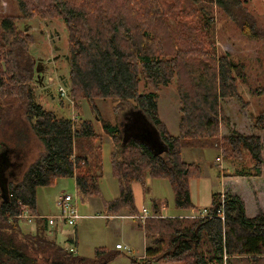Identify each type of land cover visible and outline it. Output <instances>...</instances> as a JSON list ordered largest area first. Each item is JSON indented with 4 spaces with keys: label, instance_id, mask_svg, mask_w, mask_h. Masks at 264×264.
<instances>
[{
    "label": "trees",
    "instance_id": "16d2710c",
    "mask_svg": "<svg viewBox=\"0 0 264 264\" xmlns=\"http://www.w3.org/2000/svg\"><path fill=\"white\" fill-rule=\"evenodd\" d=\"M15 1L24 18L57 16L64 21L72 95L86 99L92 110L94 98L117 100L121 110L133 102L129 110L151 120L165 149L156 152L135 138L125 139L119 125L101 120L113 145L111 171L119 188L116 197L105 200L99 184L101 145L93 144L98 134L92 121L78 117L75 123L34 101L29 86L34 74L29 39L13 17L2 16L0 122L12 101L25 99L30 128L45 153L19 180L7 185V198L0 196V264H107L121 252L97 247L93 257L74 254L47 236L43 218H35L34 232L24 233L17 218L22 206L39 216L36 188L58 177H73L81 198L98 196L108 214L126 210L134 215L138 211L131 184L140 183L146 191V178L153 177L168 180L176 209L192 208L189 180L201 175V166L183 161L181 149L205 148L200 139L219 136L221 123H228L222 99L233 98L241 105L247 102L238 90V80L246 81L244 66L218 52L212 9H220L248 38L264 40V27L245 8V0ZM172 79L180 103L177 134L168 131L158 112L159 88ZM141 81L152 90L142 91ZM249 90L251 96L260 97L264 85ZM253 125L264 131V109ZM228 131L221 137L222 155L229 160L246 151L253 160L251 167L243 166L234 175H261L264 137ZM159 207L151 200L153 212H160ZM207 209L204 217H149L143 224L138 222L149 239L141 264H264V211L247 216L244 201L227 191L223 198L214 193ZM136 262L131 259V264Z\"/></svg>",
    "mask_w": 264,
    "mask_h": 264
},
{
    "label": "rangeland",
    "instance_id": "374dc122",
    "mask_svg": "<svg viewBox=\"0 0 264 264\" xmlns=\"http://www.w3.org/2000/svg\"><path fill=\"white\" fill-rule=\"evenodd\" d=\"M243 5L264 27V0H245ZM211 15L214 40L218 52L227 53L232 61L242 63L244 66L246 81L238 80V90L242 98L247 102L241 105L233 98L222 99L221 110L228 123H221L219 136L216 139H200V142H203L201 145H204L205 148L197 145V147L186 146L181 149L183 161L195 162L201 166L202 178L198 177L200 178L199 183L203 185L204 190H207L204 192L200 185L199 193L194 182L196 177L190 178V180L194 195L206 203L210 202L211 193L221 188L220 183L216 180L217 176L222 174L224 177L235 176L234 172L236 170L241 169L243 166L251 167L253 164V160L246 151L242 152L241 157L226 159L221 151V137L229 129L243 134L262 133V131L254 127L253 123L255 116L264 109V94L260 97L251 96L249 90L250 87L255 88L264 85V40H254L242 34L239 27L216 6L213 7ZM2 16L14 18L17 28L27 34L29 50L34 48L38 51L37 57L46 60L56 54L59 56L58 60L50 62L52 67L49 68V80L46 83L48 87H45L46 84L43 83L44 80L42 82V79H40L41 83H38L34 72L29 83L34 94L33 99L45 109L53 111L57 116L69 117L75 123H77L78 117L92 121L98 134L93 139V144L96 146L101 145L100 193L105 200L116 197L119 188L116 178L112 175L110 163V153L113 145L109 136L101 128V120L119 125L125 139L135 138L150 145L160 146L161 141L157 128L144 113L139 111L130 112L131 120L128 122V126H126L127 123L124 126L122 125V122L126 121L124 115L126 112L131 111L129 107L133 105V102L126 103L123 106L126 110H121L117 100L112 98H94L92 102L95 105V109L92 110L93 108L91 109L90 107L91 103L89 104L86 99L72 95L70 92L69 67L66 60V56H69L68 30L60 17L42 18L33 15L29 18H24L18 10L15 0H0V18ZM54 28L58 31V36L54 34ZM50 33H53V39L49 37ZM55 48H58V51ZM32 57L34 58L33 55ZM53 66L54 68L57 67L58 70H55ZM65 79L68 80L67 84L63 85L65 87V96H60L58 88ZM140 88L142 91L152 90L150 87L144 86V81L140 82ZM176 88V82L172 79L166 86L159 88L158 98L159 116L172 134L178 133L180 103ZM3 114L4 117H2L0 122V164L3 163L2 178L3 180L5 179L6 185H8L10 182H15L21 178L24 172L45 153V147L30 128L25 99L12 101L10 108L6 109ZM262 158L264 159L263 155ZM263 168L264 165L262 166ZM259 176L250 179L245 178L243 184L238 186L240 192L243 195H249L252 199H255L259 193L264 196V193L257 192L256 189L257 186L264 185V173L262 174L261 171ZM147 178L150 179V183L146 182L149 190L146 194H143L144 196L139 195L136 201L137 207L140 208L144 204V207L149 211L151 208L149 198L155 197L167 200L168 208L166 213H187L173 207V192L168 180L164 178ZM138 184L141 186L140 183ZM240 192L238 193L241 194ZM60 194H70L76 200L79 214L84 215L74 225H67L62 222L63 237L65 238L67 235L76 237L79 245V255L93 257L95 248L107 247L115 249V243L118 242L122 245H128L130 251L119 250L121 253L107 264H131L132 258L137 261L136 264H141L146 259L145 257L144 259H139L143 249L140 236L142 230L138 226V222L133 219L105 218L108 213L99 198L94 196L82 199L77 192L73 177H58L50 185L38 186L36 188L37 209L46 215L58 214L60 209L56 204V200ZM262 202L256 205L257 201L253 200L251 205L247 204L249 215L255 214L261 209V206H264V197ZM254 205L255 209L252 208ZM122 212L127 213L126 210H122ZM100 214L104 217L98 216ZM24 220L19 221L21 230L24 233L34 232L35 222L29 223ZM133 230H136L135 235L132 234ZM147 240L149 241V239ZM61 243L63 246L68 245V242L65 241H61ZM157 262L154 263L182 264L175 261Z\"/></svg>",
    "mask_w": 264,
    "mask_h": 264
},
{
    "label": "crops",
    "instance_id": "0c3cea01",
    "mask_svg": "<svg viewBox=\"0 0 264 264\" xmlns=\"http://www.w3.org/2000/svg\"><path fill=\"white\" fill-rule=\"evenodd\" d=\"M229 132V131H228ZM226 133V132H225ZM224 133V134H225ZM251 134V133H250ZM257 134H259L262 138L264 137V131H262V133H257ZM262 155H263V157H264V147H263V150H262ZM185 161V160H184ZM264 173V168L262 169V174ZM202 174V173H201ZM222 174V173H221ZM200 177H201V175H200ZM252 177H256V176H231V175H229V176H223V174L221 175V176H217L216 177V180L220 183V185H221V188H219L218 190H216L214 193H216V192H219V193H222V192H225V191H227V192H230V193H232V194H236V195H238L243 201H244V204H245V213H246V215L247 216H253V215H255L256 213H258L260 210H262V209H264V206H261V209L258 211V212H256L255 214H251V215H249V213H248V211H247V209H248V207H247V204L248 205H251L252 203H253V200H256L257 201V203H256V205L258 204V203H260V202H262V198L264 197V196H262L260 193L258 194V195H256V197H255V199H252L251 197H249V195L247 196V195H243L241 192H240V188L238 187L239 185H241V184H243V182H244V179L246 178V179H250V178H252ZM259 177H261V176H259ZM202 178V177H201ZM200 178H195L194 179V182H195V187L197 188V190H198V192L200 193V185H201V183H199L200 181ZM146 182L147 183H150V179H148V178H146ZM212 182V181H211ZM203 184V183H202ZM210 184H213V183H210ZM76 186V185H75ZM147 186V185H146ZM202 186V188H203V191L205 192L206 190H204V187H203V185H201ZM189 187H190V193H191V201H192V203H193V207L192 208H187V209H181V210H179V211H184V212H187V213H185V214H176V213H174V214H168V213H166V211H167V208H168V204H167V200H161V199H158V198H152V197H150L149 198V200H150V202H151V200H156V202L157 203H159L160 204V212H158L160 215H162L163 217H175V216H180V217H189V215H191V214H194V213H196V212H198L200 209H202V208H207L210 204H211V199H210V202L209 203H206L205 201H203V200H200L199 199V197L198 196H195L194 195V191H193V188H192V182H191V180H189ZM131 188H132V192H133V196H134V204H135V207L137 208V213H139L140 211H141V209L144 207V204L142 205V207H137V205H136V201H137V198L139 197V195H143L144 193L146 194L147 192H148V186H147V189H146V191H143V188H142V186H140L137 182H134V183H132L131 184ZM141 188V189H140ZM172 189V188H171ZM256 189H257V192H262V193H264V185H259V186H257L256 187ZM242 191V190H241ZM173 192V191H172ZM238 192H240L241 194H239ZM214 193H211V198H212V195L214 194ZM144 196V195H143ZM90 198L91 197H94V196H89ZM98 197V196H97ZM84 198H87V197H84ZM99 198V200H100V202H101V204H102V200H101V198L100 197H98ZM246 200H245V199ZM83 199V198H82ZM164 201H166V204H164ZM98 203V202H97ZM263 203V202H262ZM259 205V204H258ZM102 206H103V204H102ZM104 207V206H103ZM174 207V206H173ZM255 207V205L254 206H252V208L253 209H255L254 208ZM37 208V207H36ZM175 208V207H174ZM176 209V208H175ZM150 211H152L151 210V208L149 209ZM262 211H264V210H262ZM36 212H37V215H39V216H41V217H43V219L44 220H46V217H49V216H52V215H46V214H44L43 212H41L39 209H37L36 210ZM153 212V211H152ZM136 213V214H137ZM101 215V214H100ZM107 215V214H106ZM105 215V218H108V217H111L112 219H115V218H124V219H133V220H135L136 222H139L137 219H135V218H133L132 217V215L131 214H129L128 212L127 213H124V212H122V211H120V212H118L117 214H114V215H110V214H108L107 216ZM102 217H103V215H101ZM113 216H115V217H113ZM81 219V218H80ZM64 225V224H63ZM142 230V229H141ZM35 231V230H34ZM135 232H136V230H133L132 231V234L133 235H135ZM46 234H47V236L49 237V238H51V239H53V240H55L59 245H61V246H63L62 245V243H61V241H65V242H68V245L67 246H63V247H65V248H67V247H69L71 244L75 247V249H76V252H75V254H78V251H79V245H78V242H77V239H76V237H74V236H71V235H67L65 238L63 237V229H62V222L61 221H55V223L53 224V225H49V224H47L46 223ZM140 236H141V238H142V249H143V253L139 256V259H144V257H145V248H146V246H147V244H148V240H147V238H146V236H145V234H144V232L143 231H141L140 232ZM59 239V240H58ZM116 243H118V242H116ZM115 243V244H116ZM128 246V245H127ZM115 247V246H114ZM129 247V246H128ZM117 250H119V249H117ZM157 263H160V262H157ZM153 264H156V263H154L153 262Z\"/></svg>",
    "mask_w": 264,
    "mask_h": 264
},
{
    "label": "built area",
    "instance_id": "2783aa9c",
    "mask_svg": "<svg viewBox=\"0 0 264 264\" xmlns=\"http://www.w3.org/2000/svg\"><path fill=\"white\" fill-rule=\"evenodd\" d=\"M58 93L60 94V96H65V87L63 85H61L58 88ZM220 195L221 198H223L224 193L222 192L220 193ZM56 204L59 207L60 212L56 215L46 217L47 224L49 225H53L55 221H61L67 225H74L78 219L84 217V215L79 214L77 210L76 200L70 194H60L57 197ZM208 214H209L208 209L202 208L198 212L189 215V217H204ZM36 217L43 218L41 216H36L32 214L27 206H22L21 213L17 216L19 221L25 219L29 223L33 221L35 222ZM132 217L137 219L141 224H143L145 220L149 217H163V216L160 215L158 212H152L150 210L148 211V209L143 207L139 213L132 215ZM115 248L119 250L130 251V248L127 245H122L121 243H116ZM66 249L74 254L76 252V249L72 244Z\"/></svg>",
    "mask_w": 264,
    "mask_h": 264
},
{
    "label": "water",
    "instance_id": "95a60500",
    "mask_svg": "<svg viewBox=\"0 0 264 264\" xmlns=\"http://www.w3.org/2000/svg\"><path fill=\"white\" fill-rule=\"evenodd\" d=\"M53 32L58 36V31L54 28V30H53ZM49 37L50 38H52V34L51 35H49ZM56 50H58V48H55ZM29 52L34 56V57H37V55H38V51L36 50V49H34V48H31L30 50H29ZM58 56H56V57H53L52 59L51 58H49V59H47V61H51V60H53V59H56ZM66 60L68 61V56H66ZM33 61H35V59H33ZM42 62V58L41 57H37V63H36V65H35V72L39 75L40 73H44V71L42 70V69H40L39 68V64ZM40 76V75H39ZM67 82H68V80L67 79H65V80H63L62 81V85H66L67 84ZM46 83H48V77H47V75H45V77H44V84H46ZM45 86H47V84L45 85ZM130 112H133V111H128V112H126V114L124 115V119H126V121L125 122H122V125L124 126V124L125 123H127L126 124V126H128V122L131 120V113ZM135 112V111H134ZM125 126V127H126ZM161 141V140H160ZM144 143H146V142H144ZM147 145H149L152 149H154V150H156V152H160V151H162L163 149H165L164 148V144L162 143V141H161V145L160 146H154V145H150V144H148V143H146ZM1 165V170H0V196L2 197V198H7V185H6V181H5V179L3 180V178H2V175H3V171L4 170H2L4 167L2 166V164H0Z\"/></svg>",
    "mask_w": 264,
    "mask_h": 264
},
{
    "label": "flooded vegetation",
    "instance_id": "af4514ba",
    "mask_svg": "<svg viewBox=\"0 0 264 264\" xmlns=\"http://www.w3.org/2000/svg\"><path fill=\"white\" fill-rule=\"evenodd\" d=\"M54 30V29H53ZM52 34V38L51 39H53V33H50V35ZM55 34V33H54ZM56 35V34H55ZM56 51V50H55ZM58 51V50H57ZM57 56V54L56 55H54V56H52V57H49V58H53V57H56ZM49 58H47V59H49ZM58 58H59V56L56 58L57 60H58ZM33 59H35V61H33L34 62V68H35V65H36V63H37V57H34ZM47 59L46 60H44V59H42V62L39 64V68L40 69H42L43 71H44V73H40L39 75L35 72V69H34V72H35V74H36V76H35V78H36V80L38 81V83H41L40 82V79H42V82H43V80H44V77H45V75H47V77H48V80H49V68L50 67H52V65H50V62H52V61H55L56 59H53V60H51V61H47ZM36 62V63H35ZM68 62V61H67ZM53 68H54V66H53ZM53 68H51V69H53ZM55 70H58V68L57 67H55L54 68ZM53 69V70H54ZM44 83V82H43ZM45 87H48V85L47 86H45ZM47 90V89H46ZM48 91V90H47ZM4 162V161H3ZM3 164V163H2ZM14 164V163H13ZM5 170H7V168H5ZM11 171V170H10ZM10 171H8V173H10ZM7 172V171H6Z\"/></svg>",
    "mask_w": 264,
    "mask_h": 264
}]
</instances>
